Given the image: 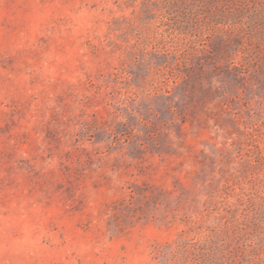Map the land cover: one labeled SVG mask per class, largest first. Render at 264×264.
Returning a JSON list of instances; mask_svg holds the SVG:
<instances>
[{
    "label": "rangeland",
    "instance_id": "374dc122",
    "mask_svg": "<svg viewBox=\"0 0 264 264\" xmlns=\"http://www.w3.org/2000/svg\"><path fill=\"white\" fill-rule=\"evenodd\" d=\"M0 264H264V0H0Z\"/></svg>",
    "mask_w": 264,
    "mask_h": 264
}]
</instances>
